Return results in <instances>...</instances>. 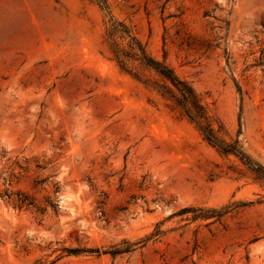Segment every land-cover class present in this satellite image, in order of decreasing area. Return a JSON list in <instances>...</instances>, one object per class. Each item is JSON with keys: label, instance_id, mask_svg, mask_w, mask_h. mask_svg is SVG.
I'll return each instance as SVG.
<instances>
[{"label": "rangeland", "instance_id": "1", "mask_svg": "<svg viewBox=\"0 0 264 264\" xmlns=\"http://www.w3.org/2000/svg\"><path fill=\"white\" fill-rule=\"evenodd\" d=\"M0 264H264V0H0Z\"/></svg>", "mask_w": 264, "mask_h": 264}, {"label": "trees", "instance_id": "2", "mask_svg": "<svg viewBox=\"0 0 264 264\" xmlns=\"http://www.w3.org/2000/svg\"><path fill=\"white\" fill-rule=\"evenodd\" d=\"M148 65L153 67L165 80L170 82L175 89L181 94L182 98L180 103L185 109L187 116L197 123L203 134L205 135L206 140L217 147L222 154L229 155L235 154L240 156L241 160L244 161L249 167H251L247 158L243 153L238 149L237 143L233 146H227V144L219 141L214 130L208 121L207 113L204 107L197 100L193 90L183 81H181L175 73L169 69L167 66L162 65L158 62H153L150 59H147ZM205 124V125H202ZM230 147V149H229Z\"/></svg>", "mask_w": 264, "mask_h": 264}]
</instances>
